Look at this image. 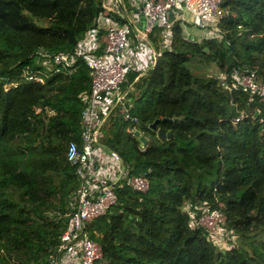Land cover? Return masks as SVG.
Listing matches in <instances>:
<instances>
[{
	"label": "trees",
	"instance_id": "obj_1",
	"mask_svg": "<svg viewBox=\"0 0 264 264\" xmlns=\"http://www.w3.org/2000/svg\"><path fill=\"white\" fill-rule=\"evenodd\" d=\"M102 1L0 0V264H48L74 207L80 180L65 151L83 143L89 68L81 58L56 72L46 64L86 33H103L101 17L125 19ZM221 6L217 34L198 40L173 14L166 42V28L153 24L154 63L121 83L131 82L124 98L134 120L115 104L101 121L96 142L147 187L115 181L114 201L84 227L101 250L92 264H264V100L229 76L253 69L264 82V0ZM211 62L228 84L200 72ZM157 127L170 136L157 137ZM202 208L222 212L234 238L222 246L191 224Z\"/></svg>",
	"mask_w": 264,
	"mask_h": 264
},
{
	"label": "built area",
	"instance_id": "obj_2",
	"mask_svg": "<svg viewBox=\"0 0 264 264\" xmlns=\"http://www.w3.org/2000/svg\"><path fill=\"white\" fill-rule=\"evenodd\" d=\"M117 1L114 0L115 3ZM222 1L140 0V11L146 20L145 34L153 24L164 26L166 29L163 40L166 42L170 26L169 14L178 16L180 21H183L184 11L189 14V21L194 27L207 33L210 29L217 28L216 21L225 12L221 6ZM99 21L106 24L101 40V53H95L98 44L95 42L94 33L88 32L77 42L73 53L59 51L52 56L51 72H56L59 66L70 67L75 59L81 58L89 68L90 88L86 96L87 104L81 112L83 143L78 148L74 141H69L65 151L66 158L76 164L75 173L80 180V186L59 242L53 253L48 256V264H92L100 258V247L89 237L84 228L85 224L102 214L114 201L113 185L118 178L124 177L129 186L139 190L147 187L144 174L127 175L119 154L98 144L95 139L101 121L115 104L120 105L119 110L124 118L134 120V117H128L124 98L131 82L125 89L121 88V83L126 80L127 71L136 62L133 56H123L128 43L130 22L127 19L119 22L111 15L101 17ZM188 37L192 38L191 35ZM23 73L27 74V71L24 70ZM229 76L232 78V85L239 86L250 96L256 95L260 100H264V82L256 76L253 69L238 71L232 68ZM34 78L41 80L40 75ZM219 80L224 85L228 84L224 74ZM48 111L52 112L51 109ZM98 112L101 113L100 118L97 116ZM190 216L191 224L202 225L206 229H215L224 220L222 212L215 208H202L198 215Z\"/></svg>",
	"mask_w": 264,
	"mask_h": 264
},
{
	"label": "crops",
	"instance_id": "obj_3",
	"mask_svg": "<svg viewBox=\"0 0 264 264\" xmlns=\"http://www.w3.org/2000/svg\"><path fill=\"white\" fill-rule=\"evenodd\" d=\"M119 3V4H118ZM102 4L106 11L115 15L124 17L130 22V30L128 32V43L124 50L123 56H133L135 64L130 69L137 71V73L143 72L147 67L154 63V54L156 53L151 42L145 34L146 20L140 11V0H118L117 3L114 0H103ZM185 20L181 21L183 32L192 36L194 39H200L207 35L204 30L194 27L190 21L189 16L185 17ZM101 28H105V22L101 21ZM96 34L95 42L102 45L103 33ZM144 38V39H143ZM96 44V45H97Z\"/></svg>",
	"mask_w": 264,
	"mask_h": 264
},
{
	"label": "rangeland",
	"instance_id": "obj_4",
	"mask_svg": "<svg viewBox=\"0 0 264 264\" xmlns=\"http://www.w3.org/2000/svg\"><path fill=\"white\" fill-rule=\"evenodd\" d=\"M184 15H185V17H188L189 16V14L186 11H184ZM213 34H217V28L210 29L207 32V35H213ZM42 61L43 60L41 59L40 60V63H44ZM51 66H52L51 63L46 64L47 69H50ZM200 72H209V73H212V74H218L219 77L222 75V73L221 74L218 73V71L216 69V65H214L213 62H211L208 65H206L203 69L201 68V71ZM213 229L214 228L207 229V230H209V236L216 243H217V241H220L222 246L227 243V240L226 239H228V237L229 238H232V239L234 238L233 235L228 236V232L225 231V229L222 226V224H221V226L218 225L214 230ZM215 233H217L216 238L213 237V234H215Z\"/></svg>",
	"mask_w": 264,
	"mask_h": 264
},
{
	"label": "water",
	"instance_id": "obj_5",
	"mask_svg": "<svg viewBox=\"0 0 264 264\" xmlns=\"http://www.w3.org/2000/svg\"><path fill=\"white\" fill-rule=\"evenodd\" d=\"M156 55H157V54L155 53V54H154V61H155ZM162 119H163V120H166V121H169V118H165V117H163ZM155 121H156V120H153V122L150 123V127H151V128H155ZM155 131H156V135H157V137H159V138H164V137L170 136V134H171L169 131L165 132L161 127H157V128L155 129ZM134 132H135L136 134H138V131H137V130H135ZM139 139L141 140L142 143L145 142V138H144L143 135H139Z\"/></svg>",
	"mask_w": 264,
	"mask_h": 264
}]
</instances>
